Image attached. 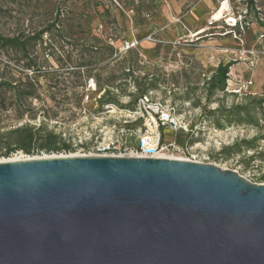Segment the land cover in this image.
<instances>
[{
  "label": "rangeland",
  "instance_id": "rangeland-1",
  "mask_svg": "<svg viewBox=\"0 0 264 264\" xmlns=\"http://www.w3.org/2000/svg\"><path fill=\"white\" fill-rule=\"evenodd\" d=\"M221 2L228 9L214 21ZM262 34L264 0H0V36L25 43L0 41V160L65 155L11 151L16 129L71 144L120 136L123 119L106 105L127 108L145 91L191 123L188 134L165 129V141L181 148L166 155L264 183ZM227 63L240 64L236 75L231 65L225 86L210 91L208 80Z\"/></svg>",
  "mask_w": 264,
  "mask_h": 264
},
{
  "label": "water",
  "instance_id": "water-1",
  "mask_svg": "<svg viewBox=\"0 0 264 264\" xmlns=\"http://www.w3.org/2000/svg\"><path fill=\"white\" fill-rule=\"evenodd\" d=\"M0 264H264V184L175 158L0 161Z\"/></svg>",
  "mask_w": 264,
  "mask_h": 264
},
{
  "label": "built area",
  "instance_id": "built-area-1",
  "mask_svg": "<svg viewBox=\"0 0 264 264\" xmlns=\"http://www.w3.org/2000/svg\"><path fill=\"white\" fill-rule=\"evenodd\" d=\"M224 2H221L220 7ZM226 3V2H225ZM231 26H236L237 21H231ZM264 37V34L261 35ZM136 43V42H135ZM135 43L128 44L129 48L134 47ZM264 50V46H263ZM252 80H247L245 86H250ZM89 88L95 90L94 79L88 80ZM88 97V96H87ZM106 107L109 113L113 115L120 114L123 119V128L121 134H115L108 138L99 139L89 134L87 138L78 144L69 145L68 149L62 151L65 155L79 156H137L164 158L168 149H181L175 142L165 141V129H170L174 133H190L192 132L190 121L179 112L176 104L170 100L154 97L151 94L143 93L137 96L132 107L119 108L116 105L108 104ZM71 151H74L71 153ZM183 160L196 161L190 158H181ZM197 162V161H196ZM264 176V175H263ZM250 181V180H249ZM252 182V181H251ZM257 183V182H255ZM264 184L263 182H261Z\"/></svg>",
  "mask_w": 264,
  "mask_h": 264
},
{
  "label": "trees",
  "instance_id": "trees-1",
  "mask_svg": "<svg viewBox=\"0 0 264 264\" xmlns=\"http://www.w3.org/2000/svg\"><path fill=\"white\" fill-rule=\"evenodd\" d=\"M248 1L251 4H253V0H248ZM0 41H2L5 44V46L25 48V43L23 41L21 42L19 38H15V37L5 38L0 36ZM232 64L233 63H227L225 65L219 64L217 66L215 75L208 80V89L210 91H213L217 88H223L225 86L227 79V72ZM143 93H145V91H141V94ZM27 95H31V93H28ZM136 98L133 100L134 102L132 104H129L126 107L133 106ZM14 132L17 135V142L14 143L15 144L14 147L10 148L11 151L22 150L24 153L29 154L34 150L35 147L38 150H43L46 152L69 148V145L59 135H56L53 132H47L41 134L40 133L42 132L41 130H37L33 132L31 131V129L27 130L23 128L16 129ZM35 143L36 145H34Z\"/></svg>",
  "mask_w": 264,
  "mask_h": 264
},
{
  "label": "bare ground",
  "instance_id": "bare-ground-1",
  "mask_svg": "<svg viewBox=\"0 0 264 264\" xmlns=\"http://www.w3.org/2000/svg\"><path fill=\"white\" fill-rule=\"evenodd\" d=\"M228 8H227V3H223V5L219 8V10H217L215 13H214V15H213V20L214 21H219V20H221V18L223 17V14H224V11L225 10H227ZM199 34V33H198ZM194 35V34H193ZM192 35V36H193ZM196 35V34H195ZM238 65H240V64H234V65H232L231 66V68H230V73H229V75L230 76H235L236 74H235V70H236V68L238 67ZM230 83H232V80H229V84ZM231 87V86H230ZM74 155V154H73ZM77 155V154H76ZM61 156V155H60ZM164 158H175V159H181V158H179V157H171V156H168V155H166V154H163L162 155ZM52 157H54V156H52ZM25 158H27V157H25ZM29 158V157H28ZM37 158H39V157H37ZM19 159H24V157L22 158V157H14V158H8V159H3V160H0V161H12V160H19Z\"/></svg>",
  "mask_w": 264,
  "mask_h": 264
}]
</instances>
